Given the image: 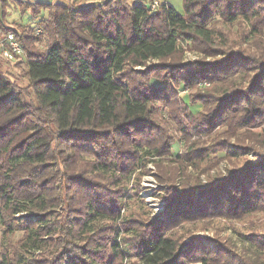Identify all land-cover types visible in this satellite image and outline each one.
Masks as SVG:
<instances>
[{
  "label": "trees",
  "instance_id": "obj_1",
  "mask_svg": "<svg viewBox=\"0 0 264 264\" xmlns=\"http://www.w3.org/2000/svg\"><path fill=\"white\" fill-rule=\"evenodd\" d=\"M5 1L0 37L25 55L0 53V264H264V232L185 239L264 210V0H183V13ZM10 7L32 22L8 23ZM184 44L215 59L183 60ZM11 62L26 64L31 100ZM149 163L165 203L154 217L140 196Z\"/></svg>",
  "mask_w": 264,
  "mask_h": 264
},
{
  "label": "rangeland",
  "instance_id": "obj_2",
  "mask_svg": "<svg viewBox=\"0 0 264 264\" xmlns=\"http://www.w3.org/2000/svg\"><path fill=\"white\" fill-rule=\"evenodd\" d=\"M52 1V0H50ZM71 2H79L82 0H68ZM96 1V0H92ZM153 0L152 2H154ZM161 1H167L171 3L174 8L179 11L180 13L184 12V1L183 0H158L159 4H161ZM12 0H6L5 3H10ZM159 6V5H158ZM12 7V6H11ZM8 8V23H14L12 20H17L19 22H23V24H30L32 22V16L30 12L23 13L22 11L13 10L12 8ZM6 14V13H5ZM2 17V14H1ZM11 19L10 21H8ZM16 24V23H15ZM15 26H18L16 24ZM19 28L22 30L23 28L19 26ZM219 28H224L219 25ZM225 35L227 34V31H225ZM245 30L241 27L235 26L233 30L231 31L232 40H236V37H238L237 41H240L242 38L241 36L244 35ZM45 41H42L41 43L37 44V48L39 50H44L46 47L44 46ZM243 45H247L246 42H243ZM184 49L182 58L183 60H189V59H198V58H205L207 61H212L215 59L213 56H205L202 53H197L195 51L190 50L188 48L187 44H184ZM25 54H23L24 56ZM25 63H15L11 62L10 64H7L3 66V71L6 72L10 77L11 80L14 81L21 90L24 91V94L28 100L32 99V89L29 87V80L25 75ZM207 86L210 84L208 82L205 83ZM180 96H184L185 94L190 93L189 90H181ZM200 105L196 104L194 107L195 110L199 109ZM183 144L176 142L173 149L175 152H181L183 150ZM253 154H250V157H252ZM226 162L221 163V169L225 172L226 170ZM149 172L145 174L142 177L141 180V191L140 196L144 199L145 204L149 207H151L149 211V216L154 217L157 214L162 213L165 210V203L163 198L161 197L162 194H160V188H162V185L160 182H158L156 178L157 169L155 168V165L152 163H149L148 165ZM214 172V171H213ZM202 178L204 182L207 183V179L204 175H202ZM165 186V185H164ZM166 187V186H165ZM263 207H264V201H263ZM237 230V231H235ZM248 233V232H264V210L257 211L253 213L252 215L245 216L241 219H235L230 220L227 218H208L204 222H198L195 224V227L193 228L192 234L188 235L185 239H190L189 237H202L207 242L208 238H215V237H221V238H233V240H236L238 242V246H241V241H239L240 233ZM239 234V235H238ZM2 231L0 230V257H1V250H2V241H4L5 238L2 236ZM23 233L18 232L16 235L10 236L9 238L19 239L22 237ZM37 256L39 253H35Z\"/></svg>",
  "mask_w": 264,
  "mask_h": 264
},
{
  "label": "built area",
  "instance_id": "obj_3",
  "mask_svg": "<svg viewBox=\"0 0 264 264\" xmlns=\"http://www.w3.org/2000/svg\"><path fill=\"white\" fill-rule=\"evenodd\" d=\"M159 5L158 0L152 2V7L157 8ZM0 53L5 58L15 60L18 56L24 54V50L20 42L17 40L14 33H9L0 37Z\"/></svg>",
  "mask_w": 264,
  "mask_h": 264
},
{
  "label": "crops",
  "instance_id": "obj_4",
  "mask_svg": "<svg viewBox=\"0 0 264 264\" xmlns=\"http://www.w3.org/2000/svg\"><path fill=\"white\" fill-rule=\"evenodd\" d=\"M28 1H37V0H28ZM52 1H63V2H66V3H70L68 0H52ZM83 2H86V1H92V0H82Z\"/></svg>",
  "mask_w": 264,
  "mask_h": 264
}]
</instances>
